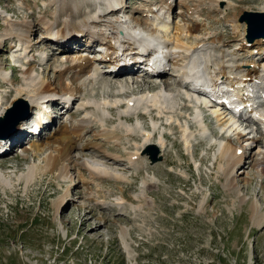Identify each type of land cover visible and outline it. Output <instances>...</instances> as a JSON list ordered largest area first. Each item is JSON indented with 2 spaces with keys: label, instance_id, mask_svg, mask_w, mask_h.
Here are the masks:
<instances>
[{
  "label": "rangeland",
  "instance_id": "rangeland-1",
  "mask_svg": "<svg viewBox=\"0 0 264 264\" xmlns=\"http://www.w3.org/2000/svg\"><path fill=\"white\" fill-rule=\"evenodd\" d=\"M179 1L125 0L120 6L127 12L115 16L103 15L106 21L102 28H107L105 31L110 35L113 32L112 24L119 21L125 30L131 29V21L138 24L131 19L133 15V18L143 22L140 28L145 30L150 27L146 23L149 16L153 20L156 15L166 17L164 20L171 21L173 29H176L177 24L183 26L193 21L192 24L200 26L203 33L201 41L206 39L207 35L204 34L210 35L211 39L219 37L224 41L222 45L225 47L219 49L225 50V53L213 49L210 38L203 41L202 54L210 55L211 61L222 60L223 53L229 55L226 60H222L227 64V60L232 61L235 57L236 61L252 63L244 68L254 67L247 53V44L242 48L244 36L235 34L231 19L235 12L239 13V22L244 11L264 12V0H220L225 6L224 14L212 10L210 0H183L185 6L182 3L179 6ZM164 2L168 8L171 5V12L162 11L160 5ZM50 3V0H0V113L1 108H7V111L20 101L25 104L20 106V110L28 108L29 111L24 119L28 123L23 125L25 122H20L21 127L17 126L20 129L14 136H17L18 143L14 144L12 152L0 155V178L4 177L0 179V264H264V223L258 225L253 222L252 209L256 205L260 214L264 215V176L248 159L251 154L264 155V131L261 129L264 118L259 117L261 111L264 112V106L250 114L246 121L240 120L237 123L238 133L235 134L229 133L227 128L222 130L224 125H220L213 116L212 108H200L201 118H196L194 99L200 95L189 90L186 85L179 87L180 83H184L180 81V74L175 72L173 63L176 64V60L172 61L170 57L160 66L164 68L160 72L170 84L169 89H164L163 83L152 79L143 68L126 74L123 80L130 93H143L155 88V84L167 90L165 92L170 97H176L177 114L172 122H169L170 118L167 121V117H163L164 120L156 117L158 122H151L154 114L141 119L131 113L134 133L129 134L126 125L128 128L130 126L125 123L126 118H121L125 110L114 111L105 105L107 102L112 104L116 99L108 97L122 88L113 86L116 80L105 73L107 67L102 69V65L107 63L96 61V58L102 57L103 47L97 43L90 50L88 46L91 41L84 38L72 53L97 62L96 78L85 76L77 81L78 88L81 85L83 90L85 88L82 97L72 99L58 90L56 94L61 102L50 105L47 100H42V110L46 109L47 114L56 119V124L40 137L31 138L30 131L35 129L34 124L40 119L37 115L40 112L30 109L33 107L31 99L25 96L16 99V91L27 85L25 72L29 70V62L33 58L38 61L31 65L34 67L32 75L37 82L48 80L55 86H59L58 81L61 80L56 78L59 70L70 66L67 63L69 58L54 50L44 39L46 29L42 23L56 24L54 16L59 14L54 11L56 6ZM87 3L90 2L82 4L79 11L75 9L78 13L73 18L66 16L62 20L61 17L62 24L74 25L76 29L80 23L85 24L93 15ZM198 8L202 10L199 14ZM146 10L150 12L146 13ZM194 12L196 18H193ZM126 20L131 21L125 24ZM242 24L246 27V23ZM13 29L29 36V44L21 46L15 37L8 40L7 35H13ZM243 30L244 26L242 34ZM96 31L98 33L100 30ZM41 57H45L44 61ZM259 61L264 62L263 59ZM67 74L66 79L62 78L64 86L75 73L71 71ZM251 84L264 88L262 79H256ZM256 89L264 92V89ZM136 95L138 98V93ZM68 100L70 102L65 104ZM80 103L88 104V107L83 108ZM258 110H261L260 113ZM224 113L223 121L231 118L238 121L231 110L225 109ZM21 115H17L14 121ZM255 117L261 120L256 121ZM204 120L207 123L204 124ZM82 122H86V130L83 138L77 139L83 145L86 144L85 150H76L72 162L65 163V166L72 168V178L65 180L59 176V172L41 171L34 181L29 180L27 174L33 167L44 169V158L50 153L44 151V154L35 156L29 149L31 141H45L60 126L72 127ZM144 129L152 132L154 137L142 148L145 143L142 135ZM0 131L4 136L12 131V127L6 125ZM25 133L28 139L20 143L19 135L25 137ZM104 134H114L119 141L115 143ZM163 134L169 136L167 141L164 140L166 136L163 138L165 152L160 148ZM185 134L190 137L188 141L185 140ZM13 137L6 143L13 144ZM229 141L236 147H245L248 156L234 172L236 178L233 186L226 182L223 173L226 163L221 161L218 152L219 146ZM154 147L160 150L158 158L162 160L152 164L151 156L156 152ZM139 148L142 150L137 151ZM94 149H100L101 153L96 154ZM136 152L138 158H133L131 164L130 156ZM94 164L102 167L107 174L99 178L91 177L88 166ZM81 172L86 173L90 181ZM93 180L94 185L90 186ZM87 182L95 194L91 200H87Z\"/></svg>",
  "mask_w": 264,
  "mask_h": 264
},
{
  "label": "bare ground",
  "instance_id": "bare-ground-1",
  "mask_svg": "<svg viewBox=\"0 0 264 264\" xmlns=\"http://www.w3.org/2000/svg\"><path fill=\"white\" fill-rule=\"evenodd\" d=\"M97 1H100V0H97ZM97 1L96 0H76V1H73V0H50V2H51L50 5H54V7L56 6L54 11L59 13L58 14L59 16L58 15L54 16V17H56L55 20H57L56 24L54 22L51 23L52 25L48 24V23H42L41 22L44 25L43 28L46 29V31H45L46 37L44 36V39H45V42L48 41V43L54 47L53 48L54 50H58V52L61 53L64 57L69 58V59H67V63L69 62L68 64H70V66H69V68H66V66H65V68H61L59 70L60 72L58 73L56 78H57V80H58V78H59V80L60 79L61 80L58 81L59 86H55L53 83H51V81H48V80L47 81L46 80H44V81L39 80V82H37V79L32 75L33 71H34V67L32 68V66H31L32 63L37 61V59L35 61L34 60L35 58L32 57L33 60H31L29 62V64H30L29 70L27 69V71L25 72L27 85L21 86L20 89H18V91H16V97H17L16 99L20 100L24 96L26 98L31 99V105H33V107H30V109H33V111H34V108H35L40 112L39 113L40 119H37L35 121V126L38 130H36L35 132L30 131V134L32 135L31 138L40 137L44 131L51 130L56 124V119H53V117L50 114L48 115L47 112H44L42 110V107H41L42 100L50 98V100H51V102H49L50 105H54L56 103L61 102V101H58V97L56 94V91L58 92V90L62 91L66 95L71 96L72 99H73V97H76V98L79 96L82 97V94H84L85 88L83 90V88H82L83 86L81 85V86H79V88H80L79 89L76 86L77 81H79V79H82L85 76H88L89 79L95 77L94 75L96 74L95 73L96 70H98L97 69L98 64L93 62V61H90L89 58L85 57V59H84L83 58L84 56L79 57V56H76L77 53H72L73 51L77 50L78 43H80V41L82 43V39H84V38H88L87 40L91 41V45L88 46L90 48V50L97 43H100V45L102 47L110 49L109 54L112 53V56L108 57V61L106 64L107 70L105 73L108 74L109 77L112 76L113 78H115L116 81L114 80L115 82L113 83V86L117 89L122 88V90L120 92L116 93L115 95H110L108 98H110V99L115 98L116 100L112 104L107 102L105 105H108V106L114 107V108L116 107V109L125 110L124 113L122 114V118L128 117L129 121H130L129 117H130V115H132L131 113H133V112H134V115L136 117L139 116V118L145 117V114L146 115H153L154 114L155 116H153V119L151 122H158V120L160 118H162L160 120H164L163 117H167V121H168V118H170L171 121H169V122L173 121L175 114H177V109H176L177 103L175 101L176 97H175V99H174L173 95L170 97L169 93H166L167 90H164L165 88L169 89L170 84L168 83V81L163 79V77H164L163 76L164 74H162L163 72L162 73L160 72V71L164 70V68L160 67L161 64L163 62H165V60H167L170 57H172L171 58L172 61L176 60V64L173 63V65L176 67L175 72L180 74V76H183V78H181L180 81H182V83H184V84L180 83L179 87L180 86L182 87L183 85H184L183 87H185V85H186V87L189 90H192L191 87L193 85L194 86L193 91L194 92H202L201 93L202 96H204V94H206L205 91H203V89H207V87H208L211 89V91H213V96H215V97L217 95L231 97L233 104H235L237 102V101H235V98H236L240 102V104H244V106H246V108H252L255 104H259L260 106H264V92L262 90L264 88L259 87L258 85L253 86L251 84V82H254L256 79H262L264 81V62L259 63L260 62L259 60H261V59H263V61H264V38L256 39L255 41H253V44L251 43V45H249L248 44L249 42L246 39L247 35H248V33L246 32V27L244 24H242L241 19H240L241 23L239 22V19H238L239 13L235 12V14L233 15V18L231 19V24H233L232 29H235L234 30L235 34L239 33V35L241 37L244 36V38L241 40L242 44H243L242 48L244 47V44L246 43L247 47H248L247 53L250 55V57H251L250 60L253 61L254 67L244 68L243 66L251 65L252 63H250V62H246V63L245 62H239L240 60L236 61V60H234L235 57L232 58V61L227 60L226 62L229 63V64H227L222 60L223 59L226 60V58H228L229 55L225 56V55H223V53H221L222 54L221 57H223L222 60L217 59L216 62L211 61V58H210L211 56L205 55L206 53L202 54L204 49L201 48L203 46L202 44H204L205 40L207 38L211 39V36L208 34H204L205 36L207 35L206 39L201 41L200 39H202L203 33L200 30L201 29L200 26L192 24L194 22L190 20L192 23L187 22L183 26H180V24H177L176 29H173L174 27H173V25H171V21L170 22L167 21L168 19L164 20L166 17L161 18L160 15H156V18L154 20L150 19L149 18L150 16H149L147 18L148 21L146 23L150 24V27L153 29V33H161V30H164V34L162 36V37H164V41H163L164 45H168L169 46L168 49L173 50L174 55L169 54V57L167 56L164 58H158L155 67L151 68V70H150L151 72H150V71H148L149 68H147L146 64H145L146 67L143 66V64H141V61H143V57H141V55L144 54V52H141L140 49H138V47L136 48V46L131 45V43L133 42L132 41L133 39L130 40L131 43L126 44L124 38H121V37L119 38L118 33H119V28H120L121 22L119 23V21H118L115 23V21H114V24H112V25H114V26H112L113 32H112V34L110 33V35L108 33H106L107 28H102V26H104L103 22L106 21V17H104L105 15L101 16V13L102 12L105 13L106 11H104L105 9H103L101 6H98L96 4ZM109 1L110 2L114 1L118 4L119 7H121L120 3L121 4H122V2L124 3L125 0H105V2L111 6V4L108 3ZM182 1L183 0L179 1V3H178L179 6H181V3L183 6H185V3ZM86 2H90V3H87V6L92 7L91 8L92 10L98 9V11H99L97 13L98 15H94L91 12V14H93V15L88 14V15H90V17L87 20L84 18L86 20L85 24L82 25V23H80V25L77 26V29L75 28L74 25H69V24L65 23L64 21H63L64 23L62 24V20L65 19L66 16H69L67 18H73L75 16V13L80 10L81 5L86 3ZM200 3L202 4V1ZM209 3H212V4H210L212 7L211 9L214 11H217L218 14H220V13L224 14L225 13V9H224L225 6H222V2H220V0H210ZM110 6H109V13L107 15H110V16L114 15L115 16V15H118L120 12L121 13L127 12V10L115 12L116 11L115 8L111 9ZM168 6H169V4H168ZM228 6H229V4L227 5L226 8H228ZM78 7H79V9H78ZM160 8L162 9V11L167 10L168 12H171V9H172L171 5L169 6L170 9L168 7H166L165 2L160 5ZM75 9H77V11H75ZM147 9L149 10V8H147ZM198 9H199V12L197 14H199L202 11L200 8H198ZM113 10H114V12H111ZM148 10H146L145 12L146 13L150 12ZM193 14H195L193 16V18H196L195 17V16H197L196 13L194 12ZM76 15H78V14H76ZM110 16H107V17H110ZM61 17H62V20H61ZM121 17H123V16H121ZM133 17H134V15H133ZM133 17H131V19L137 21L138 24H135V25L137 27H139L137 29L140 30L141 29L140 26L142 27L143 22L141 20L139 21V19H136ZM169 17L171 18V16H169ZM90 20H92V21H90ZM169 20H171V19H169ZM197 20H198V18H197ZM129 21H131V20H129ZM177 23H179V22H177ZM195 24H197V21ZM127 26H129V25H127ZM242 26H244V30H243L244 33L243 34L241 33ZM34 27L36 28V25ZM34 27H32V28H34ZM105 27H107V26H105ZM122 27H124V25ZM130 27H132V26H130ZM9 28L12 29V27H9ZM27 29L31 30L29 28H27ZM32 30H34V29H32ZM96 30H100V31L97 33ZM11 31L13 32V35L11 33H9L7 35L8 40L12 39V38L14 39V37H15L17 40L16 42L20 43L21 46L22 45L26 46L27 44H29V41H31V39L28 38L29 36H27L25 33L20 34L19 33L20 30H18V29L14 30L13 29ZM114 31H117V32H114ZM204 31L206 32V30H204ZM25 32H26V30H25ZM103 32H105L106 34ZM246 33H247V35H246ZM127 34L131 37H135L134 34L131 32L127 31ZM135 34L138 37H140V35H141V34L139 35L137 33H135ZM134 39L139 40L138 38H134ZM211 40H212L211 43L214 46L213 49H216V51L225 53V50L223 51V50L219 49L220 47H225L222 45V44H224V41H222L219 37H214ZM31 46L33 48V45H31ZM145 46H147V44ZM25 50H26V48H25ZM54 50H52V51H54ZM244 50H245V48H244ZM27 51H28V49H27ZM210 51H212V50H210ZM65 54H67V55L65 56ZM116 54H118V55H116ZM170 55H172V56H170ZM254 55H256V57H258V58L256 59V57ZM27 59H28V57H27ZM44 59H45V57L42 58V61H44ZM201 59L203 61L201 63L204 65L203 72H202L204 74L203 77H205V80H207V81L201 82V84H203L202 85L203 88H201L198 84V77L195 74L192 76L193 77V83H191V86H190L187 83L186 79H191V76L188 75V72L190 71L191 74H194V70L190 67L189 68L190 70L187 71L186 65L188 63L190 65L192 64V66H193L194 64H198V62H200ZM172 61H170V63H172ZM153 62H155V59H153ZM37 63H38V61H37ZM42 63H44V62H42ZM129 64H132L133 67L128 68V69L123 70V71H118L120 65H126L127 66ZM148 65L150 67V64H148ZM157 67H160V68L156 70ZM137 68H139V69L136 70ZM140 68H143V70L146 71V73H148V76H150L152 79H154V80L157 79V81L160 80L163 83L164 89H160L159 85L155 84L156 85L155 88L147 89V90H145L146 92L143 91V93L138 91L136 93H138L139 97L133 99L134 101H132V100L128 101L127 98L130 97L132 92L130 93L126 89V87H125L126 81L123 80V77L126 74L130 75L132 72L139 71ZM200 68H201V66L197 69V71H198V73L202 74L200 71ZM71 71L74 72L75 74H74V76H72V78L67 79L68 80L66 82L67 84H65V86H64L65 82H64V80H62V78H64L67 73H71ZM209 73L212 74L210 77H209ZM67 75L69 76V74H67ZM150 77H149V79H150ZM65 79H66V77H65ZM92 80H94V79H92ZM83 85L85 86V84H83ZM256 88H258V89L260 88L262 91L261 92L257 91ZM230 90L232 92H230ZM147 91L149 93H147ZM233 91H234V95H233ZM187 97L189 98V95ZM191 100H193V99H191ZM26 101H28V100H26ZM66 102L67 103H65V104H68V102H70V101L68 100ZM250 102L251 103L253 102L255 104L251 106ZM194 104H195L194 106H196V111H194V112L196 114V118H198V119H199V117L201 118V115H202V113L200 111L201 107H206L207 109L211 108L210 99H208L207 97H201V96L198 97L197 96L196 99H194ZM29 106H30V104H29ZM81 106L83 108H85V107L87 108L88 104L82 103ZM5 109H7V108H5ZM5 109L1 108V110H2L0 113L1 118H3L5 116V114L8 115L9 111L12 110L13 108H9L7 111ZM258 111L260 113L261 110H258ZM20 112L18 115L22 114ZM108 112L110 114H112L111 111L108 110ZM211 112H212L213 116H215L218 119V122L220 123V125L221 124L224 125L222 130H225L227 128L229 130V133H234V134L238 133V132H236V130L238 128V125H237L238 121L235 118L234 119L231 118L230 120L224 119L225 121H223L222 116L225 113L222 114L219 110L213 111V109L211 110ZM254 112H256V111H254ZM36 113H38V112H36ZM43 117L47 118L48 121H50V123H48V125H46V127L42 125L41 120ZM156 117H158L159 119L157 118L158 119L157 120ZM231 117H233V115ZM259 117L264 118V112L261 111ZM24 119H25V117L19 119V120H21V124L23 122H25V123H23V125L28 123V121L24 120ZM128 120L126 119L127 122L124 121L126 124H128L130 126L128 128V126L126 125V127H127L126 130L128 133L130 132L129 134H132V133H134L133 132L134 128L132 129L131 126L133 125L134 122H131V121L129 122ZM29 121H30V119H29ZM85 123L82 122V123L76 124L74 126L72 125V127H68L67 125H62V126H60L59 129H57L55 131V133L52 136H50L45 141L44 140H32V139H30V141L31 140L32 141H31V145H29L30 146L29 149H30V151H32V154H34L35 156H38L40 154H44V151H47V152L49 151L50 153L47 156V158L46 157L44 158V163H45L44 169H42L40 167H33L31 169L32 171L29 174H27L28 179L29 180L31 179L34 181V179L37 177V175L41 174V171H43V173L44 172L45 173H47V172H50V173L59 172L58 174L60 177H62L65 180H68V179L70 180L72 178V175H70V172H72V168L68 167V165L65 166V163L70 162L72 160V158H73L72 155H73V153H75L76 150L80 151V152H83L85 150L86 144L83 145L77 139V138H79V139L83 138L85 130H86V126H84ZM16 124H18V123H15L14 126H16ZM21 124H19L20 125L19 127H21ZM29 125H30V123H29ZM201 126L203 127L204 125L201 124ZM26 128L27 127H25L24 129H26ZM19 129L20 128H18V132H19ZM261 129H262V131H264V123H263V128L261 127ZM18 132H16L15 134H17ZM143 132L144 133L142 135H144V137H145V143L143 144L142 148H144L145 146L148 145L149 141L151 140V137H154V134L152 132H147L145 129ZM15 134L13 132L11 135L14 136ZM243 135H244V132H243L242 136ZM103 136H107L106 138H109L112 141H116L115 143H117L119 141V139L114 134H104ZM239 136H241V133L239 134ZM19 137L20 138L18 139V141L20 140L19 141L20 143L21 142L23 143L24 141H27V139H28V135L26 133H25V137L21 136V135H19ZM164 137H165V135L162 136V139H161L162 141L160 143V145H161L160 148H162L163 152H165V143L163 142ZM184 137L186 138L185 140H187V141L190 138L186 134ZM7 138H8V136L6 138H4V140L0 139V155L1 156L5 155L6 153L12 152V149L15 147L14 144L18 143V142H16L17 136H14L13 138H11L12 142H14L12 145L7 144L5 142V139H7ZM22 139H24V140H22ZM164 140L165 141L169 140V137H167L166 139L164 138ZM186 144H188V142H186ZM232 144L233 143L231 141H229V143L227 142V143L219 146V151H218L221 161L226 163L225 169L223 167V169H224L223 173H224V175H226V178H227L226 182H228L229 186H231V185L233 186V184L235 183L234 181H235L236 176H235L234 172L237 170L238 167L243 165L244 160L248 158L245 147L239 148V147H236ZM17 147H18V145H17ZM94 150H95L96 154L101 153L100 149H94ZM136 150L139 151L142 149L139 148ZM138 155L139 154L137 152L135 154H131V156H130V163L131 164L133 163V158H138ZM261 155H262V153L259 154L258 156H257V154H255V155L251 154L248 159L252 160V162L255 164L254 166L257 167V171H260L261 174L264 176V155H262V156ZM111 160H113L116 163L119 162V160H117L115 158H111ZM85 167H86V165H85ZM88 167L90 168V170H88V174L91 175V177L94 176L95 178H99V177H103L102 175L107 174L106 171H104L103 168L98 166V165L94 164V165H89ZM81 173L83 174L84 178L86 180H88V178L86 177V173H84V172H81ZM3 178L4 177H2V179ZM88 181H90V180H88ZM94 181L95 180L90 182V184H91L90 186L94 185ZM86 185L87 186H85V187H86V189H88L87 195H89L87 200H91L95 194L93 193L94 191L92 189L91 190L89 189L90 186L88 187V182L86 183ZM96 190H98V189H96ZM252 209H253V215H254L253 222L255 224H258V225L263 224L264 223V215L260 214V209L256 205H254L252 207Z\"/></svg>",
  "mask_w": 264,
  "mask_h": 264
},
{
  "label": "water",
  "instance_id": "water-1",
  "mask_svg": "<svg viewBox=\"0 0 264 264\" xmlns=\"http://www.w3.org/2000/svg\"><path fill=\"white\" fill-rule=\"evenodd\" d=\"M241 22L246 23L247 25V33L248 38L247 40L249 42L255 41L256 39L263 38L264 37V12H248L244 11L243 15L241 16ZM23 101H20L15 104V107L9 111V114L5 119H0V128L3 129L8 122L15 118L20 111V106L25 105ZM16 112V113H15ZM20 122V121H18ZM156 152L155 154H152L151 156V162L152 164L159 163L162 159L161 157L158 158V155L160 154V150L157 147L153 148Z\"/></svg>",
  "mask_w": 264,
  "mask_h": 264
}]
</instances>
